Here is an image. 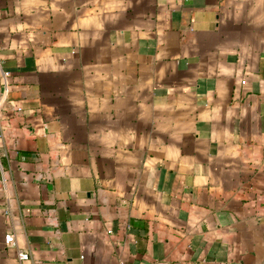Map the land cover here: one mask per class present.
I'll return each instance as SVG.
<instances>
[{
  "label": "crops",
  "instance_id": "crops-1",
  "mask_svg": "<svg viewBox=\"0 0 264 264\" xmlns=\"http://www.w3.org/2000/svg\"><path fill=\"white\" fill-rule=\"evenodd\" d=\"M0 98V264H264V0H0Z\"/></svg>",
  "mask_w": 264,
  "mask_h": 264
},
{
  "label": "built area",
  "instance_id": "built-area-1",
  "mask_svg": "<svg viewBox=\"0 0 264 264\" xmlns=\"http://www.w3.org/2000/svg\"><path fill=\"white\" fill-rule=\"evenodd\" d=\"M4 92H5V89H4ZM4 92H3V94H4ZM2 104H3V98H0V111H1V109H2ZM0 135H1V133H0ZM1 156H5V152H4V150L0 147V157ZM0 166H1V164H0ZM4 240H5V242L6 243H13V235L12 234H8V235H6L5 236V238H4ZM18 256L20 257V258H25V257H27V254L25 253V252H19L18 253Z\"/></svg>",
  "mask_w": 264,
  "mask_h": 264
}]
</instances>
